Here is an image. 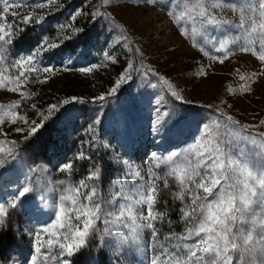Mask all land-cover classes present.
<instances>
[{"label": "rangeland", "instance_id": "obj_1", "mask_svg": "<svg viewBox=\"0 0 264 264\" xmlns=\"http://www.w3.org/2000/svg\"><path fill=\"white\" fill-rule=\"evenodd\" d=\"M23 3L32 4L33 0H23ZM136 4L137 0H111L109 6H102V0H57V4L42 9H14L21 16H8L12 22L30 13L44 17L42 24H29L31 28L26 32V38L14 45L13 55H24L42 34L50 39H55L57 34L71 38L63 43L58 55H48L44 59L45 65L56 69L40 76L41 80L47 77V82H29L22 89L35 94L21 104L24 109L21 114H26L29 122H40L37 110L47 115L50 105H59L47 119V126L37 131L40 138L45 139L43 149L31 152L37 133L25 140L28 125L22 121L0 126V140L19 141L15 159L0 167V206L8 205L23 186L33 188V192L23 202L18 200V207L10 211L9 230L5 234L8 242L0 248V261L5 264H9L7 258L10 255L17 264H26L32 251L33 232L48 221L63 190L83 179L94 166L101 168V174L100 179L92 183L100 187L105 210L112 211L115 206L127 203L123 199L112 201L113 194L117 191L133 193L148 179L149 168L166 178L168 186L173 185L170 180L177 185L174 177L167 176L168 165L154 167L153 153L160 158L173 152L186 153L206 130L212 136L217 134L215 122L218 120L221 125L218 133L222 138L231 139L230 134L234 131L237 142L233 147L251 148L239 137L241 126H250L246 130L249 133H264V124H260L264 120V75L253 77L254 82L239 79L241 74L259 73L264 62L251 52L241 51L230 53L223 63L211 58L222 54L213 50L211 41L226 33L234 36L235 29L229 31L227 25H222L221 30L210 28L201 39L197 25L190 24L191 17L182 19L179 25L176 23L188 7L178 0H157L154 6L137 7ZM98 10L101 15H91ZM76 12L81 14L74 21L70 20ZM217 18L237 23L239 12L230 8L217 10ZM88 21L93 29L88 36L89 43L83 46L85 40L79 42L81 28H77V22L85 24ZM65 24L69 26L61 31ZM181 26L189 32L187 39L180 35L178 29ZM201 48L207 49L208 55ZM256 51L260 50L257 48ZM106 57H112L116 62ZM130 62L133 64L131 79L122 83L116 93L107 95ZM200 66H204L206 75L196 74ZM86 68L91 71H80ZM161 77L176 87L182 100L170 95ZM244 83L250 84L247 92L241 91L240 86ZM229 88L235 91L230 94ZM101 95L106 99H96ZM16 100H21L18 94L0 89V104L8 105ZM66 100L68 103L63 104ZM33 104L36 110L32 109ZM158 105L161 111L174 115L157 130ZM218 113L238 121L235 129L224 126L225 119ZM161 120H164L163 116ZM17 128L25 131L16 132ZM62 141L65 150L60 149L64 144ZM3 147L7 150V145ZM80 151L91 159L76 160ZM69 162L73 163L70 174L58 171ZM135 171L140 172V177L133 174ZM61 180L65 183L60 184ZM159 184L163 185V179ZM42 197L46 199L42 200ZM253 212L256 216L264 214V206L253 203L248 215ZM138 223L144 221L138 220ZM97 226L101 230L106 227L102 222ZM241 227L248 228L250 223ZM181 234H175L170 245L165 239L169 234L160 233L153 239L151 230L144 228L133 236L122 226L117 236H105L103 247H97V237L89 239L84 247L83 262L148 264V258L158 244L165 245L170 252L176 251L173 245L183 241L175 237ZM70 260L72 264L73 256Z\"/></svg>", "mask_w": 264, "mask_h": 264}, {"label": "snow or ice", "instance_id": "obj_2", "mask_svg": "<svg viewBox=\"0 0 264 264\" xmlns=\"http://www.w3.org/2000/svg\"><path fill=\"white\" fill-rule=\"evenodd\" d=\"M157 0H137L136 6L155 5ZM188 7L184 9V16L178 18L179 25L182 19L191 17L190 24L197 25V31L201 39L208 34L209 29L221 30L222 25H227L228 30L235 29L236 35L227 33L222 37L211 41L213 50L222 53L219 57L212 56L213 60L223 63L229 58L230 53L241 51L251 52L260 61L264 62V0H178ZM111 0H102V6H109ZM57 0H33L32 4H24L23 0H0V89L10 93H16L21 100H16L8 105L0 104V126L5 123L15 124L22 121L28 125V134L25 140L34 136L43 127L44 121L49 119L59 105H50L47 115L39 111L41 117L39 123L29 122L22 101L35 95L24 91L29 82H47L40 76L43 73H52L56 69L43 63L48 55H58L63 43L70 39L68 35L57 34L55 39L48 35H41L34 47L24 55H13V47L17 42L26 38L27 29L22 25L42 24L43 16H34L31 13L21 17L19 21L12 22L8 16H21L14 9L37 8L42 9L47 5H55ZM230 8L239 12V21L233 23L230 20L217 18V10L223 11ZM80 12L74 13L69 19L75 20ZM98 10L91 15H101ZM69 25L61 26V31ZM180 35L188 38L189 32L184 27H179ZM42 29V33H43ZM207 43V41H205ZM232 45H237L233 48ZM197 46V44H194ZM260 51L257 52L256 49ZM139 52L140 50L137 49ZM205 55L208 51L201 48ZM47 54V55H46ZM115 63L112 57H106ZM99 67V65L97 66ZM133 64H127L119 78L115 81L107 95L117 92L122 83L131 79ZM90 72L91 68L80 69ZM239 73V69H236ZM197 75H206L204 66H200ZM264 75V67L259 73L239 76L241 81L254 82L253 77ZM172 97L182 100L176 87L163 77L160 78ZM242 92L250 90V84L240 86ZM235 90L229 88L231 94ZM100 101L106 99L105 95L96 98ZM67 104L68 101H63ZM226 103V101H223ZM33 110L36 106L31 105ZM19 110V111H17ZM174 115L173 112L161 111L158 105L157 130L161 123H166ZM225 119L227 127L235 129L238 121L233 117L218 113ZM161 116L164 120H161ZM217 134L212 136L210 131H205L201 138L194 142L186 153H171L164 158L152 154L154 167L161 164L169 166L168 177H174L179 191L174 193L176 199L182 202L179 209L180 219L186 222L185 231L175 238L183 243L173 245L176 249L170 252L168 247L158 244L156 250L148 258V264H264V214L256 216L255 212L248 215L253 203L264 206V133H249L248 125L241 126L239 137L246 141L251 148L245 150L233 147L236 144V135L221 137L218 129L220 121H216ZM264 124V120L260 121ZM23 133L24 128L15 129ZM7 136L8 133H2ZM19 141L0 140V167L15 159ZM7 145V150L3 147ZM249 152L252 154L250 155ZM76 160L91 159L84 151L76 154ZM125 164L127 162H124ZM73 163L62 165L58 171L70 174ZM101 168L94 166L81 180L63 190L55 211L49 216L48 221L33 232L32 251L26 264H71L70 258L87 246L89 239L97 237V247H103L105 236H117L120 228L126 227L133 236L138 235L139 229H150L153 239L159 236L156 228L157 221H163L165 210L157 209L160 193L159 182L163 179V187H168V180L158 175L153 168L148 169V179L136 187L131 194L125 191H117L113 194L112 201L123 199L127 203L115 206L112 211H106L102 203L100 187L93 181L100 179ZM140 177V172L133 173ZM64 184L65 181H59ZM114 183H116L114 181ZM33 188L23 186L6 206H0V243L9 230L8 217L12 209L18 207L17 201L23 202ZM187 197V201H185ZM46 198L42 197V200ZM109 201V202H112ZM40 206H37L39 209ZM145 212L147 214H145ZM255 217V218H253ZM138 220L144 223H138ZM102 222L106 227L101 230L97 225ZM171 223V221H169ZM250 223V227L242 228L241 225ZM170 233L165 239L171 245L173 236ZM126 239V238H124ZM9 264H17L10 255L7 258ZM0 264L5 262L0 261Z\"/></svg>", "mask_w": 264, "mask_h": 264}, {"label": "trees", "instance_id": "obj_3", "mask_svg": "<svg viewBox=\"0 0 264 264\" xmlns=\"http://www.w3.org/2000/svg\"><path fill=\"white\" fill-rule=\"evenodd\" d=\"M24 28L30 30L31 25H24ZM77 28L80 29L79 34V42L80 40H85L81 45L86 46L89 43L90 38L88 37L90 32L93 29L92 24L90 21L85 24H81L77 22ZM47 126V120L44 121L43 127ZM40 132V131H39ZM63 142V141H62ZM64 144H61L60 149L62 148L65 150V142ZM45 145V139L40 138V133L36 134L35 139L32 141V149L31 152L36 150H42ZM170 184H173L172 186L169 185L167 188H164L163 185L160 186V193L158 197V202L156 204V208L160 210L166 211V216L163 221H157L156 222V228L159 230V233L161 234H181L185 231L186 222L182 221L180 219V212L179 209L182 206V202L175 198L174 193L179 191V187L175 184L174 180L169 181ZM187 201V200H185ZM171 221V223H169ZM8 242V235H5L4 240L2 243H0V248L7 245ZM86 248L80 250L78 253H76L73 256L72 264H85L83 262V254L85 253ZM104 264H110L104 261Z\"/></svg>", "mask_w": 264, "mask_h": 264}]
</instances>
